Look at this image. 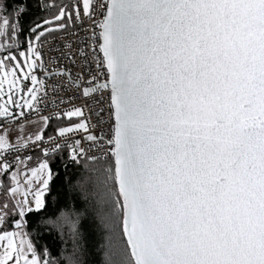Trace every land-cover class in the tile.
Masks as SVG:
<instances>
[{
  "label": "snow or ice",
  "instance_id": "obj_1",
  "mask_svg": "<svg viewBox=\"0 0 264 264\" xmlns=\"http://www.w3.org/2000/svg\"><path fill=\"white\" fill-rule=\"evenodd\" d=\"M0 264H264V0H0Z\"/></svg>",
  "mask_w": 264,
  "mask_h": 264
},
{
  "label": "trees",
  "instance_id": "obj_2",
  "mask_svg": "<svg viewBox=\"0 0 264 264\" xmlns=\"http://www.w3.org/2000/svg\"><path fill=\"white\" fill-rule=\"evenodd\" d=\"M74 195H79V193L78 192H75V193H73ZM46 235H47V233H46Z\"/></svg>",
  "mask_w": 264,
  "mask_h": 264
}]
</instances>
